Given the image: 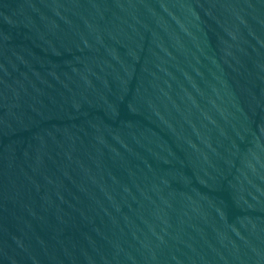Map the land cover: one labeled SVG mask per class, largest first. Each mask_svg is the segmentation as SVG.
<instances>
[{
	"label": "water",
	"instance_id": "water-1",
	"mask_svg": "<svg viewBox=\"0 0 264 264\" xmlns=\"http://www.w3.org/2000/svg\"><path fill=\"white\" fill-rule=\"evenodd\" d=\"M0 264H264V0H0Z\"/></svg>",
	"mask_w": 264,
	"mask_h": 264
}]
</instances>
